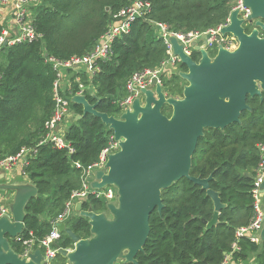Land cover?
Listing matches in <instances>:
<instances>
[{
  "label": "trees",
  "instance_id": "obj_1",
  "mask_svg": "<svg viewBox=\"0 0 264 264\" xmlns=\"http://www.w3.org/2000/svg\"><path fill=\"white\" fill-rule=\"evenodd\" d=\"M134 1L40 0L33 9V25L41 39L0 47V161L21 149L29 150L23 171L37 189V196L24 208L23 233L9 240L18 255L30 233L36 239L50 233L51 222L64 212L71 193L80 188L81 170L73 164L87 167L98 161L111 134L99 118L86 114L72 119L66 127L73 154L43 143L45 124L54 109L56 79L45 58L65 61L88 54L109 29L113 14ZM146 1L151 3V12L115 41L111 60L98 61L94 75L86 71L77 75L84 86L81 95L90 104L99 99L97 111L108 116L116 117L120 112L118 103L127 95L125 87L132 74L158 69L164 61L165 47L155 32V23H165L184 34L204 32L224 24L233 6L230 0ZM3 28L0 24V36ZM68 83L65 95L70 98L80 90L73 78ZM184 84L177 75L161 79L163 92L171 98L182 96ZM247 104L250 110L242 112L240 123L224 130H206L192 156L190 175L201 179L212 176L209 187L226 205L218 223L206 229L205 223L213 217V203L199 186L181 179L161 192L163 209L149 217L150 232L143 251L136 255L138 264H222L236 241L240 251L233 253L234 264H264V242L254 244L235 236L252 218L250 192L260 164L258 145L264 144V92L261 99L248 98ZM69 108L75 116L83 114L80 105L70 102ZM162 114L169 117L171 109L163 106ZM83 208L95 213L106 210L102 200L92 197ZM65 223L82 239L91 236L86 219L74 216ZM57 244L73 249L65 235L60 234ZM50 264L68 261L56 254Z\"/></svg>",
  "mask_w": 264,
  "mask_h": 264
},
{
  "label": "water",
  "instance_id": "obj_2",
  "mask_svg": "<svg viewBox=\"0 0 264 264\" xmlns=\"http://www.w3.org/2000/svg\"><path fill=\"white\" fill-rule=\"evenodd\" d=\"M243 4L251 11L248 21H254L250 34L245 33L244 21L238 19L237 11L230 13V22L221 31L236 38L238 45L233 51L220 47L210 59L205 49L197 46L200 59L195 62L175 39L170 40L186 72L170 64L165 71L186 82L182 99L167 97L155 78L119 118L98 112L99 99L90 104L83 95L71 97L83 112L73 119L86 114L99 118L118 141L119 150L108 155L104 170L96 171L91 183L97 189L113 186L117 204H106L107 213L84 210L80 202L75 206L78 216L88 221L91 236L82 239L66 223L57 224L58 232L73 244L71 251L55 246L68 264H138L136 255L143 251L150 232L149 217L163 209L161 192L181 179L199 186L211 199L214 211L212 219L205 223L206 229L218 223L226 205L209 187L213 177H193L190 168L204 132L240 123L241 113L250 110L247 99H261L264 92V36H259L260 32L264 35V0H243ZM163 106L171 109L169 117L162 114ZM261 189L264 191V181ZM6 191L15 194L8 205L11 217L0 218V264H47L39 249L30 253L26 261L9 243L23 233L24 208L37 196L36 187L31 183L0 186V192ZM260 241L264 242V222Z\"/></svg>",
  "mask_w": 264,
  "mask_h": 264
},
{
  "label": "built area",
  "instance_id": "obj_3",
  "mask_svg": "<svg viewBox=\"0 0 264 264\" xmlns=\"http://www.w3.org/2000/svg\"><path fill=\"white\" fill-rule=\"evenodd\" d=\"M40 0H0V24L3 25V31L0 36V47L14 46L23 43H31L38 41L41 36L36 32L33 25V9ZM233 4L230 11L238 12V19L243 20L242 26L248 22L253 25L254 21L249 22L248 17L251 11L243 4V0H230ZM151 3L146 0H135L130 5L118 10L112 16V23L107 32L100 37V39L93 46L91 51L82 57H72L65 61H59L53 58H45V62L50 64L56 79L53 84V99L54 109L50 119L45 124L46 136L43 143L49 142L55 149L66 150L71 155L74 149L66 140L65 125L70 116L69 104L71 97H66L65 90L69 88L70 78L78 84L79 92L76 95H81L84 86L80 83L77 76L80 71H86L88 74L94 75L98 68L96 66L98 61H109L113 57V44L123 35L130 32L132 24L139 18H144L151 12ZM230 13L225 23L204 32H192L188 34L176 32L170 29L165 23H155V32L159 39L163 42L165 47L166 57L160 68L155 70H143L131 75L126 84L127 95L119 103L120 112L115 118H119L126 110L130 109L135 98L141 96V90L151 86L152 79H156L161 85L163 75L168 72L165 71L166 65L170 64L177 68L180 64L179 58L173 52L171 39H175L179 45L182 46L184 54L192 56L195 47L204 49H215L221 46L226 50L231 51L237 47V40L231 36L228 39L222 34V28L226 27L230 22ZM252 31V30H251ZM250 31V32H251ZM260 154V164L255 171L253 177L251 199H252V218L250 223L242 228H239L235 236L237 239L247 238L254 244H260V233L264 222V191L261 185L264 181V144L258 145ZM119 150V143L114 139L111 133L108 136L107 144L100 152L98 161L93 164L82 167L80 163H74V167L81 170L80 188L73 191L65 204V209L54 222H51V231L49 234L41 239H36L30 233V239L23 241V251L19 255L20 258L29 260L28 256L36 249L41 251L47 264L57 254L56 244L60 238V233L57 229L58 223H65L68 219L74 216V208L77 203H84L88 198L102 200L105 205L108 203H116L117 195L116 189L113 186H105L97 189L91 186L94 180L96 171L104 170V165L107 162V157ZM30 151L21 149L15 155L9 156L0 161V171H10L14 166L20 165L22 168L27 165ZM7 216L10 218V212L7 207L0 205V218ZM19 238V237H17ZM71 251L73 249H67ZM240 247L238 241L233 243L232 252L225 257L222 264H234L232 262L233 253L239 252ZM241 264H253L241 263Z\"/></svg>",
  "mask_w": 264,
  "mask_h": 264
},
{
  "label": "crops",
  "instance_id": "obj_4",
  "mask_svg": "<svg viewBox=\"0 0 264 264\" xmlns=\"http://www.w3.org/2000/svg\"><path fill=\"white\" fill-rule=\"evenodd\" d=\"M74 116L75 115L72 112H70V117H69L68 121L66 122L65 129L67 127V124L74 118ZM23 183L24 184L30 183V181L26 177L22 166L16 165L10 171H0V186H2V185H16V184H23ZM14 194L15 193L11 192V191L0 192V196H2L0 198V205L7 207L9 210L8 205H9V203H12ZM8 196L11 198V200H8L5 198ZM2 202H4L5 204H1ZM114 204H117V201ZM74 216H78V212H76L75 208H74Z\"/></svg>",
  "mask_w": 264,
  "mask_h": 264
},
{
  "label": "flooded vegetation",
  "instance_id": "obj_5",
  "mask_svg": "<svg viewBox=\"0 0 264 264\" xmlns=\"http://www.w3.org/2000/svg\"><path fill=\"white\" fill-rule=\"evenodd\" d=\"M253 29V28H252ZM251 29V30H252ZM250 30V31H251ZM244 31H245V29H244ZM245 33H247V34H250V32H246L245 31ZM224 36H226L228 39H230L229 37H231L230 35H224ZM259 36L260 37H263L264 35L260 32L259 33ZM236 39V38H235ZM237 42V41H236ZM237 45H238V42H237ZM221 46H217L215 49H205V51H206V53H207V55H208V57L210 58V59H213L215 56H216V54H217V52H218V49L220 48ZM234 49H236V47L234 48ZM234 49H232L231 51H233ZM229 51V50H228ZM191 58L193 59V61H195V62H197L199 59H200V53L199 52H197V51H194L193 53H192V56H191ZM177 68H179L180 69V71H182V72H186V69L185 70H183L182 68V66H178ZM172 74H164L163 76L164 77H170ZM185 84L183 85V87L186 85V82H184ZM176 99H182V96L181 97H177ZM248 105V104H247ZM242 114V113H241ZM240 117H241V115H240Z\"/></svg>",
  "mask_w": 264,
  "mask_h": 264
},
{
  "label": "rangeland",
  "instance_id": "obj_6",
  "mask_svg": "<svg viewBox=\"0 0 264 264\" xmlns=\"http://www.w3.org/2000/svg\"><path fill=\"white\" fill-rule=\"evenodd\" d=\"M243 28L245 29L246 32H250V30L253 28V25H250L248 22H246L244 25H243ZM165 59H167V57H165ZM164 59V60H165ZM178 67V66H177ZM142 97V95L140 96ZM143 101V100H142ZM6 199L8 200H11V198L8 196V197H5ZM116 202V201H115ZM106 211V210H105ZM104 212V211H103ZM107 213V211H106Z\"/></svg>",
  "mask_w": 264,
  "mask_h": 264
}]
</instances>
